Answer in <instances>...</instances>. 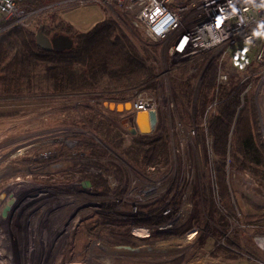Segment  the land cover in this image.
Wrapping results in <instances>:
<instances>
[{
  "label": "rangeland",
  "instance_id": "374dc122",
  "mask_svg": "<svg viewBox=\"0 0 264 264\" xmlns=\"http://www.w3.org/2000/svg\"><path fill=\"white\" fill-rule=\"evenodd\" d=\"M50 9L46 16L41 17L46 24L49 22V14L54 13L75 30L86 32L96 22L107 17L130 31L129 37L133 35L140 41L146 40L138 29L129 26L126 16L111 17L107 10L94 2L54 5L48 10ZM52 34L54 32L48 37ZM158 46L163 60L158 87L154 91L145 90L143 93L156 98L157 121H161L172 133L170 142L173 149L177 148V140L181 137L175 129V124L183 123V132L190 130L191 127L188 126L195 127L194 105L203 76L201 71L207 69L210 64L205 66L204 62L199 63L192 59L182 61V64L179 63L181 65L175 67L172 59L165 53L166 45ZM251 58L252 56L243 66L234 65L243 81L254 74L258 75L257 66ZM212 63L218 67L217 62ZM195 65H201V69L192 86L193 96L188 104L185 103L186 117L182 118L181 106L175 103L172 95V80L178 72L184 74L185 78L195 74L196 69H191ZM223 65L229 68L233 66L230 60H224L221 65L220 69L227 74L228 79L229 75L223 70ZM251 68L254 69L253 73H250ZM132 98L133 95L125 100L113 102L132 103ZM106 102L112 101L101 100L97 101V105H93L94 101L91 99L57 97L0 102V264H264V222L261 225L245 222L247 215H264V186L255 182L246 171L235 169L229 158L225 160L224 171L238 221L229 218L230 228L226 234L219 237V234L215 233L216 226L219 225L216 218L224 213L218 204L217 212H212L209 218L207 216L210 226L207 230H202L205 237H201L202 233L197 232L196 228L182 232L192 206L183 209L173 221L160 225L154 231L155 234L168 232L169 236H151L152 230H149V235L144 238L131 233L133 228H128L127 220L129 202L136 196L134 187L144 184L146 179H154V176L148 174L143 163L138 166L130 160L129 157L140 151L138 148H125L132 135L140 134L135 124L132 104L130 110L122 111L116 116V122L122 125L125 133V145L119 151L112 150L103 143L98 135L87 128L86 122L78 121L86 114L80 107L83 104L93 105L105 115L116 112L107 109L104 106ZM255 104L258 106L263 127L264 86L257 94ZM65 129L77 134L66 132ZM261 137L264 141L262 133ZM71 139L74 144L66 145V141ZM208 139L210 145L212 139ZM86 140L92 141L97 148L105 149L125 163L128 171L127 184L119 182L111 171L103 169L101 171L105 176H110L118 182L116 191L101 193L103 191L91 186L83 188V172L96 167H91L86 158L73 157L72 154L78 153L80 142ZM187 140V148L178 149L176 152L180 159L186 158L187 172L183 170L182 160L177 165V157L172 156V167L167 172L172 178L156 180H160L164 186H171L173 180L185 178L183 186L190 188L192 194L197 182L204 180L208 172L203 165L196 130L195 137ZM44 154H47L46 158ZM210 158L217 160L212 154ZM103 179L108 184V179ZM145 205L152 208L155 206L154 203ZM7 211L8 215L5 214ZM233 229L241 231L238 236L232 234ZM189 234L192 236L189 237ZM14 236L17 248H13L14 242L11 245L10 239L8 240ZM258 238L259 241L263 240L262 245L258 246ZM223 252L228 253V256L222 255Z\"/></svg>",
  "mask_w": 264,
  "mask_h": 264
},
{
  "label": "trees",
  "instance_id": "16d2710c",
  "mask_svg": "<svg viewBox=\"0 0 264 264\" xmlns=\"http://www.w3.org/2000/svg\"><path fill=\"white\" fill-rule=\"evenodd\" d=\"M61 1L64 0H23L21 7L33 13L29 27L13 28L0 33V102L61 97L91 99L94 101L93 105H97V101H122L139 91L157 89L159 71L163 64L158 44L144 39L140 41L133 35L129 37L130 31L107 17L96 22L86 32L75 30L54 13L49 14L48 24L42 21L41 17L51 11L48 9ZM39 29L46 36L51 32L68 35L72 39V47L62 52L42 51L35 42V34ZM223 66V70L229 75L225 84L216 86L217 64L212 63L203 73L198 87L193 128L196 130L200 154L208 175L197 182L191 194L190 216L182 227V232L192 228L200 233L207 230L210 226L207 216L209 218L212 212H217L218 204L224 210L216 218L219 225L216 226L215 233L219 237L229 231V218L238 221L226 183V158L232 161L235 169L246 171L255 182L264 186V141L254 97L258 76L254 74L241 81L235 68ZM194 69L197 71L195 74L185 78L180 72L172 80V95L175 103L181 106L182 118L186 117L185 103L188 104L193 96L192 86L201 65H195ZM250 71L253 73L254 69L251 68ZM93 105H80L86 114L78 121L86 122L87 128L98 135L103 143L110 149L119 151L125 145L123 127L116 122V116L121 112L105 115ZM153 131L150 135L131 136L125 148L136 147L140 151H132L135 153L129 158L137 163L141 157L145 170L154 179L172 178V175L167 174L173 161L170 142L172 133L159 120ZM208 138L212 139L210 145ZM77 148L79 152L72 154L73 157L86 158L90 166L111 171L123 184L128 182V171L123 161L105 149L97 148L90 140L80 142ZM210 154L217 160L210 158ZM176 157L178 165L181 159ZM82 178L83 181H89L92 188L103 191L101 193L108 191V184L100 174L85 170ZM174 185L175 182L172 187ZM154 204L153 208L146 205L140 209L154 213L161 208L162 200ZM177 208L176 205L173 211L176 212ZM170 219L171 215L155 214L128 220L127 223L129 229L154 226L155 231L157 226ZM245 222L261 225L264 215H247ZM240 232L233 229L232 234L238 236ZM167 233L153 232L151 236H169ZM236 245L239 246L237 243ZM222 255L228 256V253L223 252Z\"/></svg>",
  "mask_w": 264,
  "mask_h": 264
},
{
  "label": "built area",
  "instance_id": "2783aa9c",
  "mask_svg": "<svg viewBox=\"0 0 264 264\" xmlns=\"http://www.w3.org/2000/svg\"><path fill=\"white\" fill-rule=\"evenodd\" d=\"M22 1L0 0V33L13 28L29 27L33 13L21 7ZM87 1L101 5L111 17L126 16L129 19V26L138 29L147 41L154 44H165V53L172 59L175 67L181 65L182 61L192 59L199 63L204 62L205 66L217 62V87L227 82V74L220 69L224 60H230L234 68V65L247 64L249 57L252 56L251 59L258 69V80L254 93L257 95L264 86V34H254L264 33V29L259 27L264 24V2L262 0H64L55 5ZM218 18H222L219 25L217 24ZM205 70L201 71V75ZM175 75H180V72ZM143 92L145 90L133 95L134 98L130 103L133 105L134 113L154 111L158 117L156 98ZM184 128L181 122L175 124V129L181 137L177 140V148L172 149L173 156H178V153L176 154L178 149L187 148L188 138L195 137L193 127L188 132H183ZM65 130L71 134L76 133L69 129ZM66 143L71 146L74 141L71 139ZM43 156L46 158L47 154ZM181 160L183 170L187 172L186 158L183 157ZM87 171L107 178L108 190L116 191L119 187L115 179L105 176L101 170L89 168ZM184 179L173 180L175 182L173 187V182L171 186H164L160 180L156 179H146L144 184L134 187L136 196L132 202H129L128 220L158 214L159 216L171 215L169 221H173V218L178 217L183 209L191 208V192L190 188L183 186ZM158 200H162L161 208L154 213L139 210L142 206L145 207V204L156 203ZM176 205L178 208L174 212ZM142 228H146L148 232L149 230L154 232V226ZM263 240L258 242V246L262 245Z\"/></svg>",
  "mask_w": 264,
  "mask_h": 264
},
{
  "label": "water",
  "instance_id": "95a60500",
  "mask_svg": "<svg viewBox=\"0 0 264 264\" xmlns=\"http://www.w3.org/2000/svg\"><path fill=\"white\" fill-rule=\"evenodd\" d=\"M35 42L36 45L44 52H62L64 50H68L72 47V39L68 35L63 34H55L52 35L50 38L43 34L42 30L39 29L35 34ZM256 99L257 95L254 94ZM257 105V104H256ZM104 106L109 110H115L116 112L127 111L131 109V103H115V102H106ZM258 112V120L260 123L261 133H262V126H261V118L259 114L258 106H256ZM157 123V117L154 111L150 112H137L135 114V124L136 127L141 135H148L154 129ZM90 187L89 181L83 182V188ZM11 202V200L9 201Z\"/></svg>",
  "mask_w": 264,
  "mask_h": 264
},
{
  "label": "bare ground",
  "instance_id": "6f19581e",
  "mask_svg": "<svg viewBox=\"0 0 264 264\" xmlns=\"http://www.w3.org/2000/svg\"><path fill=\"white\" fill-rule=\"evenodd\" d=\"M112 98H115V97H112ZM118 99V98H117ZM113 102V101H112ZM261 124H262V121H261ZM262 129H263V131H262V134H263V137H264V126L262 127ZM52 134V133H51ZM61 136V135H60ZM43 139H44V137H43ZM49 139V138H48ZM77 150V149H76ZM16 157H17V155H15ZM22 157V156H21ZM13 158V157H12ZM19 160V159H18ZM21 161V160H20ZM39 165H41V164H39ZM93 166V165H92ZM91 166V167H92ZM42 168V167H41ZM98 168V167H97ZM41 170V169H40ZM10 172V171H9ZM39 172V171H38ZM21 179V178H20ZM28 179V178H27ZM27 179H25V180H27ZM17 180V179H16ZM16 180H15V182H16ZM245 180V179H244ZM247 180V179H246ZM13 181V180H12ZM28 182V181H27ZM26 183V182H25ZM25 183H24V185H25ZM30 183V182H29ZM247 183V182H246ZM245 183V184H246ZM12 184V183H11ZM32 185V184H31ZM36 186V185H35ZM17 188V187H16ZM15 188V189H16ZM43 188V187H42ZM45 188V187H44ZM237 188V187H236ZM51 190V189H50ZM259 190V189H258ZM14 192V191H13ZM43 192V191H42ZM22 193V192H21ZM252 193V192H251ZM41 194V193H40ZM260 194V193H259ZM13 195V194H12ZM263 195V194H262ZM55 196V195H54ZM12 197H14V196H12ZM22 197H23V195H22ZM7 198V197H6ZM261 198V197H260ZM76 207V206H75ZM59 212V211H58ZM61 212V211H60ZM76 212V211H75ZM62 213V212H61ZM78 213V212H77ZM53 214V213H52ZM74 215V214H73ZM76 215V214H75ZM80 215V214H79ZM31 228V227H30ZM132 233L135 235V236H137V237H142V238H144V237H147L148 236V234H149V232H148V230L146 229V228H135L133 231H132ZM192 236V234H189V237H191ZM186 238H187V236H186ZM160 241V240H159ZM1 251V250H0ZM40 254V253H39ZM36 255V254H35ZM37 257V256H36ZM33 259V258H32ZM30 260V259H29ZM35 261V260H34ZM36 262V261H35ZM38 262V261H37ZM36 262V263H37Z\"/></svg>",
  "mask_w": 264,
  "mask_h": 264
},
{
  "label": "clouds",
  "instance_id": "9594fccd",
  "mask_svg": "<svg viewBox=\"0 0 264 264\" xmlns=\"http://www.w3.org/2000/svg\"><path fill=\"white\" fill-rule=\"evenodd\" d=\"M262 2H264V0H262ZM236 10H235V8H233V12H235ZM222 21V18H218V20H217V24L219 25V23ZM259 27L261 28V29H264V24H261V25H259ZM255 35H261V34H264V33H261V32H256V33H254Z\"/></svg>",
  "mask_w": 264,
  "mask_h": 264
},
{
  "label": "flooded vegetation",
  "instance_id": "af4514ba",
  "mask_svg": "<svg viewBox=\"0 0 264 264\" xmlns=\"http://www.w3.org/2000/svg\"><path fill=\"white\" fill-rule=\"evenodd\" d=\"M52 35H54V34H52ZM51 35V36H52ZM50 36V37H51ZM49 37V38H50ZM35 206V205H34ZM6 215H8L9 214V211H7V213H5ZM10 239V242H11V245H13V242H14V247L13 248H17V245H16V243H17V241H16V239H15V236L13 237V238H8V240ZM13 252H17V251H13Z\"/></svg>",
  "mask_w": 264,
  "mask_h": 264
},
{
  "label": "crops",
  "instance_id": "0c3cea01",
  "mask_svg": "<svg viewBox=\"0 0 264 264\" xmlns=\"http://www.w3.org/2000/svg\"><path fill=\"white\" fill-rule=\"evenodd\" d=\"M137 150H139V149H137ZM136 164H137L138 166H142V160H141V157L138 158Z\"/></svg>",
  "mask_w": 264,
  "mask_h": 264
}]
</instances>
